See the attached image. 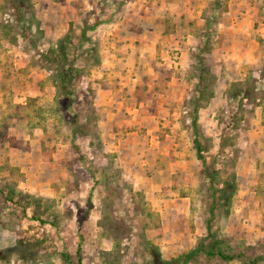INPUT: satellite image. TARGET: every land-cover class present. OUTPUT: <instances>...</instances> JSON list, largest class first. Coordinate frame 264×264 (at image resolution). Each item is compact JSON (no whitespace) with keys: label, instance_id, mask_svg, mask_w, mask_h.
I'll list each match as a JSON object with an SVG mask.
<instances>
[{"label":"rangeland","instance_id":"rangeland-1","mask_svg":"<svg viewBox=\"0 0 264 264\" xmlns=\"http://www.w3.org/2000/svg\"><path fill=\"white\" fill-rule=\"evenodd\" d=\"M263 30L264 0H0V186L38 198L0 202V264H183L209 233L214 170L237 190L212 232L248 255L187 264H264ZM68 35L64 90L44 66Z\"/></svg>","mask_w":264,"mask_h":264},{"label":"trees","instance_id":"trees-1","mask_svg":"<svg viewBox=\"0 0 264 264\" xmlns=\"http://www.w3.org/2000/svg\"><path fill=\"white\" fill-rule=\"evenodd\" d=\"M17 9L22 10L23 12L24 7L23 5L18 4ZM90 28H93V27H90ZM82 36H86L85 30L82 32ZM71 43H72V39L70 35H68L63 39V42H61L60 45H57L56 49L53 46H51L49 49L48 55H46V59L49 62H53L54 67L51 65L48 66L49 64L47 66H44V68H46L50 72V74H52L54 78V82H56V85L64 90L66 89L68 90V86L70 82L74 80L75 74H76L75 72L77 71L75 66L71 65V63L67 61L66 48H67V45H71ZM62 44H64V46ZM208 74H210V76H207ZM198 78L200 79L199 83L196 84V89L198 90V92L200 91V93L203 94L207 92L205 91L206 89H209L210 90L209 98L213 97L214 91L212 88V82L208 83V79L215 78L214 73L209 72V70L205 68V69H202V73L199 74ZM202 96H204V94ZM205 97L208 98L207 95H205ZM193 126H194V131H195L194 132V135H195L194 144L197 149L198 158L201 159L205 163L206 162V156H205L206 149L201 139L203 137V134H200L196 119H194L193 121ZM209 176H212L213 178L212 181L215 182L216 180L219 184H222V186H219V187H218V184H215L212 189L211 201H210V204L208 205L209 208L207 209V212L209 214L207 218V224H208L207 227H208L209 233L208 235L200 239L196 249H194L192 253L182 255L183 264H187L189 260L193 258V255L195 256L198 252L204 253L207 258H213L218 255L222 259H225V260H233L237 257L247 258V255H248V253L245 250L237 252V253H228L227 250L224 248L226 245V240L222 238L220 235H217L214 232H212V226L215 222L214 217H216L215 215L217 214L216 211L222 208L229 209L230 205H232V200L237 190L236 176L234 175L232 180L220 179L221 178L220 171L218 170H214L213 174L211 173V175ZM0 196H1L0 202L4 204H6V202L7 203L11 202L15 204V203L22 202V200H25L26 204H30L31 202L36 201L38 199L30 193L16 191V189H9L8 191H6V188L3 189L1 186H0ZM16 196H18V198H16ZM228 248L232 250V247H228ZM255 260L256 259L254 260L251 259L252 261L251 264H257V261ZM179 261L180 260L178 259V262ZM168 263H171V262L168 261Z\"/></svg>","mask_w":264,"mask_h":264},{"label":"crops","instance_id":"crops-1","mask_svg":"<svg viewBox=\"0 0 264 264\" xmlns=\"http://www.w3.org/2000/svg\"><path fill=\"white\" fill-rule=\"evenodd\" d=\"M245 18H244V21L245 20H249V13L248 12H246L245 13ZM253 16V15H252ZM241 23V22H240ZM240 23L239 22H237V23H235V22H233L230 26H228V28H230V29H235L236 31H238V29H241L242 30V26L240 25ZM260 23H261V21H260ZM262 24V23H261ZM263 25V24H262ZM163 37V33H162V31H160V32H158V33H156L155 35H153V34H151V33H144L142 36H141V40L143 41V43H142V45H141V48L142 49H144V47L145 48H150V49H152V48H157L158 47V41H159V39H160V37ZM263 36H264V30H263ZM126 37H127V35H126ZM151 37H155L154 39H152ZM128 38V37H127ZM144 38H146V39H144ZM147 39H151L150 41L149 40H147ZM131 44V43H130ZM130 44L128 45V46H126L125 44H123L122 45V48H124V49H126V53H129V47H130ZM249 47V46H248ZM124 49H122V50H124ZM118 50H119V48H115L114 49V54L116 53V52H118ZM130 51H131V49H130ZM251 51L250 50H248V53H250ZM117 54V53H116ZM110 66V67H109ZM113 68H112V67ZM102 69L104 70V74H106V75H108L105 79H108L109 77V81H107V82H109V84H111V82H112V84L114 85V87H115V90L117 89L116 87H117V83L119 82V81H117L116 80V78H117V76L116 75H118V73H116V66H115V60L114 59H107V61H105L104 63H103V65H102ZM103 76H105V75H103ZM119 76H121V74L119 75ZM125 77H127V75H125ZM124 77V78H125ZM111 78H114V79H112L111 80ZM129 81V80H128ZM106 82V80H104L102 83L103 84H106L107 83ZM113 85H112V87H113ZM104 87V86H103ZM102 87V88H103ZM105 91V92H108L109 90H108V88H104V89H102V91ZM111 91H113V88L111 89ZM106 94V93H105ZM107 96V98L106 99H108V100H106L105 99V101L104 102H106V103H109V102H111L112 103V101L113 102H115L116 101V99H115V94H112V96L110 95V93H108V94H106ZM111 97V98H110ZM154 97H158V94H156V93H154ZM101 98H102V100H103V96H101Z\"/></svg>","mask_w":264,"mask_h":264}]
</instances>
